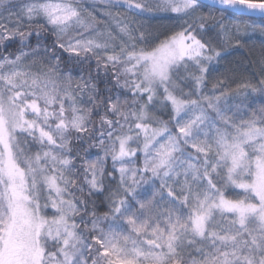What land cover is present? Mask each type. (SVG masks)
Instances as JSON below:
<instances>
[{
    "label": "snow or ice",
    "instance_id": "obj_1",
    "mask_svg": "<svg viewBox=\"0 0 264 264\" xmlns=\"http://www.w3.org/2000/svg\"><path fill=\"white\" fill-rule=\"evenodd\" d=\"M0 264H264V0H0Z\"/></svg>",
    "mask_w": 264,
    "mask_h": 264
},
{
    "label": "trees",
    "instance_id": "obj_2",
    "mask_svg": "<svg viewBox=\"0 0 264 264\" xmlns=\"http://www.w3.org/2000/svg\"><path fill=\"white\" fill-rule=\"evenodd\" d=\"M93 2L94 0H88V3ZM256 22H259V18H257ZM153 25L159 32H165L171 26V22L168 20H159L154 21ZM259 39V36H257L254 43L258 44ZM228 51L230 54L227 57V60L231 61V63L228 64V68L241 77L250 75L253 69L252 61L255 59L250 48L234 46L233 48L228 49ZM221 70H223V67Z\"/></svg>",
    "mask_w": 264,
    "mask_h": 264
}]
</instances>
